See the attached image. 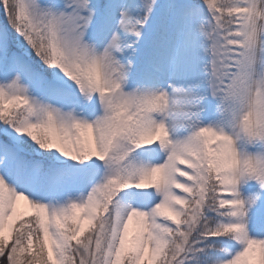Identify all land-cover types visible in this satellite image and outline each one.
I'll return each instance as SVG.
<instances>
[{"label": "snow or ice", "instance_id": "6c2138e0", "mask_svg": "<svg viewBox=\"0 0 264 264\" xmlns=\"http://www.w3.org/2000/svg\"><path fill=\"white\" fill-rule=\"evenodd\" d=\"M0 17V264H264V0Z\"/></svg>", "mask_w": 264, "mask_h": 264}, {"label": "rangeland", "instance_id": "374dc122", "mask_svg": "<svg viewBox=\"0 0 264 264\" xmlns=\"http://www.w3.org/2000/svg\"><path fill=\"white\" fill-rule=\"evenodd\" d=\"M3 18L0 17V22H2ZM20 205L23 206V201H20Z\"/></svg>", "mask_w": 264, "mask_h": 264}]
</instances>
